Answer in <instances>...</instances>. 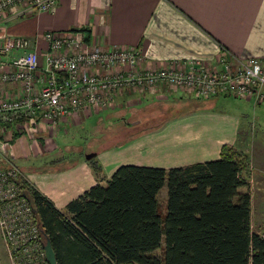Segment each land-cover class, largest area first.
Listing matches in <instances>:
<instances>
[{"label":"crops","instance_id":"obj_1","mask_svg":"<svg viewBox=\"0 0 264 264\" xmlns=\"http://www.w3.org/2000/svg\"><path fill=\"white\" fill-rule=\"evenodd\" d=\"M21 11L4 12L0 37L71 30L86 37L80 29H88L98 48L141 50L142 66L149 70L187 60L214 67L221 55L264 61V0H58L48 13ZM157 104L168 108L163 117L151 110ZM252 121L264 127V105L253 99L199 100L159 85L150 93H125L110 109L74 113L54 130L43 122L38 132L12 134L10 152L29 184L65 212L70 201L105 185L122 165L169 169L217 159L222 145L237 147L242 135L248 141ZM263 146L258 156H250V170L262 177ZM92 162L100 167L99 177Z\"/></svg>","mask_w":264,"mask_h":264},{"label":"trees","instance_id":"obj_2","mask_svg":"<svg viewBox=\"0 0 264 264\" xmlns=\"http://www.w3.org/2000/svg\"><path fill=\"white\" fill-rule=\"evenodd\" d=\"M246 162L222 145L217 159L183 167L122 165L65 212L27 180L22 190L57 264H264V236L251 228V196L239 191L248 186ZM91 166L99 177V165ZM165 186L161 220L158 194ZM162 243L158 257L153 252Z\"/></svg>","mask_w":264,"mask_h":264},{"label":"built area","instance_id":"obj_3","mask_svg":"<svg viewBox=\"0 0 264 264\" xmlns=\"http://www.w3.org/2000/svg\"><path fill=\"white\" fill-rule=\"evenodd\" d=\"M58 0H0V17L21 7V14L48 13ZM45 44L44 49L40 48ZM42 51V54H41ZM136 47L98 48L73 30L34 37H0V218L10 257L16 264H48L39 225L24 197L25 174L10 152V137L50 130L82 110L110 109L125 93H150L159 85L196 99L231 96L264 105V61H237L221 55L214 67L187 60L158 70L145 69ZM14 92L9 94L7 89Z\"/></svg>","mask_w":264,"mask_h":264},{"label":"rangeland","instance_id":"obj_4","mask_svg":"<svg viewBox=\"0 0 264 264\" xmlns=\"http://www.w3.org/2000/svg\"><path fill=\"white\" fill-rule=\"evenodd\" d=\"M199 100H203V99H199ZM228 102L229 104H226L227 109L229 111L234 110L233 107H231V104H234L233 99H229ZM222 107L223 106H220L221 109H223ZM225 109H226V106H225ZM151 110H154L155 112L156 111L161 112L162 117L166 115L168 112V108H165L164 105L162 104L155 105L154 108H152ZM246 123L249 126V120ZM251 124L253 125V128L251 125L250 130H251V133L253 134L247 138L248 141H246L244 139V135H242V137L239 138V143L237 144V147H234V148L240 155L246 157L247 159L246 167L244 170V175L247 180H251V181L250 183H248L247 187L242 188L243 189L242 191L249 192L251 196V228H252V231L264 236V177L258 174H253L255 172L251 170L252 169L254 170V167L253 165L250 166V156L251 157H253V155L258 156L259 155L258 151L261 152L262 150L260 149V146L264 145V143L262 142L263 135H264V127L262 126L259 127V125L256 124V122L254 121H252ZM58 140H56L57 143H58ZM60 142H64V140ZM87 156L91 157L90 154L86 155L85 157ZM250 167H251V170H250ZM166 193H167V190L165 186L159 192V195H158V203L160 205L161 220L164 218V210L162 211L161 206L164 205ZM2 230L3 228L1 225V218H0V264H16L14 259L10 257L11 255L4 242ZM153 254L158 257H162L163 243L161 244V247L159 249L153 252Z\"/></svg>","mask_w":264,"mask_h":264},{"label":"water","instance_id":"obj_5","mask_svg":"<svg viewBox=\"0 0 264 264\" xmlns=\"http://www.w3.org/2000/svg\"><path fill=\"white\" fill-rule=\"evenodd\" d=\"M87 159L90 158V156L86 157ZM43 250L45 254V259L48 264H57L55 253L52 249L50 241L46 238L45 243L43 244Z\"/></svg>","mask_w":264,"mask_h":264}]
</instances>
